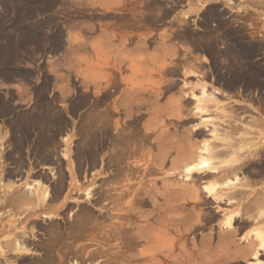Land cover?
Here are the masks:
<instances>
[{
	"label": "rangeland",
	"instance_id": "374dc122",
	"mask_svg": "<svg viewBox=\"0 0 264 264\" xmlns=\"http://www.w3.org/2000/svg\"><path fill=\"white\" fill-rule=\"evenodd\" d=\"M251 3L0 0V244L23 230L40 244L47 237L33 219L39 227L63 225L89 208L92 215L85 216L107 226L87 231L75 243L84 247L88 238L124 223L119 215L131 209L146 216L135 221L140 228L146 218L154 226L150 218L176 216L175 230L163 233L177 240V264H264V0ZM105 85L106 136L98 150L95 99ZM113 102L119 105L118 116ZM126 108L137 127L118 134L113 121L119 129ZM184 155H192L186 156L189 162ZM200 157L207 159V171L194 169ZM154 159L161 163L160 172L144 173ZM189 167L190 174L184 172ZM71 178L74 186H68ZM60 179L64 189L48 205L55 209L52 218L35 214L24 222L30 209L5 204L11 193L31 190L34 180L50 191ZM171 180L197 193L178 198L174 211L168 207L165 215L150 203L154 198L165 208L160 195H166ZM231 181L235 185H228ZM10 182L12 189H3ZM114 190L125 191L123 201L94 204L98 195ZM144 192L151 200L142 206L134 200ZM5 255L0 264H28L41 253L23 261L10 256L13 251ZM68 255H57L54 263L104 264L103 258Z\"/></svg>",
	"mask_w": 264,
	"mask_h": 264
},
{
	"label": "bare ground",
	"instance_id": "6f19581e",
	"mask_svg": "<svg viewBox=\"0 0 264 264\" xmlns=\"http://www.w3.org/2000/svg\"><path fill=\"white\" fill-rule=\"evenodd\" d=\"M249 0H246L247 4L248 5H252L253 3H251V1ZM262 1V0H261ZM156 3V2H155ZM155 3L153 2V5H155ZM257 4V3H256ZM246 5V4H244ZM260 5V2H258V6ZM261 6H264V3H262ZM260 7V6H259ZM264 8V7H262ZM5 33V32H4ZM6 34V33H5ZM229 34V33H228ZM227 35V34H226ZM231 36H229L230 38ZM228 38V39H229ZM233 38V36H232ZM227 39V38H226ZM241 40V38H239ZM232 40V39H231ZM238 40V41H240ZM233 41V40H232ZM239 43V42H237ZM245 44V43H244ZM227 45V44H226ZM236 45V44H235ZM238 46V44H237ZM242 46V45H241ZM231 47V46H230ZM240 47V45H239ZM244 46H242L243 48ZM246 48V47H245ZM248 48V47H247ZM250 48V47H249ZM248 48V49H249ZM238 49V48H237ZM254 49V48H253ZM242 50V49H241ZM240 50V51H241ZM4 51V50H3ZM236 51H239V50H236ZM244 51V50H243ZM252 52V50H250ZM235 52V50H234ZM240 53V52H239ZM246 53V52H245ZM243 54V53H241ZM240 54V55H241ZM250 55V52L248 53ZM234 55H238L236 53L233 54ZM244 55V54H243ZM242 55V56H243ZM246 55V54H245ZM239 56V55H238ZM236 56V57H238ZM235 57V58H236ZM242 60H243V57H241ZM251 58V57H250ZM240 59V58H239ZM241 60V59H240ZM11 61V60H10ZM237 71V70H236ZM6 74V73H5ZM261 77V76H260ZM108 87V86H107ZM104 88H106V85L103 87V88H100V90L97 91V95H96V99H95V117H94V131H95V142L97 143L96 146L99 149H101L102 147V141H103V136H106V122H105V119H107V115L108 113H106V111L102 110V105L105 103V101L107 100V98H105L106 94H104V92L102 91ZM128 102V101H127ZM114 103V102H113ZM112 103V104H113ZM124 105V103H123ZM118 107L119 105H114L112 106V109H113V114L115 116H118L120 115L119 114V111H118ZM3 110V109H2ZM107 110V109H106ZM128 109L126 108L124 111V113H121L122 117H123V124L119 127H117L118 125V121L114 120L113 121V128L115 131L120 132V130L122 131L121 133H125V130L127 128H130L132 127V129H136V122H135V118H133L132 121H129V115H128ZM134 116V115H133ZM132 119V118H131ZM16 124V123H15ZM21 126V125H20ZM19 127V126H18ZM15 128V127H13ZM12 128V129H13ZM22 129V127H21ZM20 129V131H21ZM233 130V129H232ZM19 131V130H18ZM17 132V131H16ZM24 132V130H23ZM145 132V131H144ZM119 134V133H118ZM122 137L125 135L127 136L126 134H121ZM132 135V134H131ZM134 135V134H133ZM142 135V134H141ZM27 136V135H26ZM119 136V135H118ZM129 136V135H128ZM22 137V136H21ZM127 138V137H126ZM144 138L146 140L147 136L144 135ZM129 139V138H128ZM252 139V137H251ZM116 139H114L115 141ZM127 140V139H126ZM125 141V139H124ZM116 142V141H115ZM121 143V141H119ZM118 142V143H119ZM128 142V141H127ZM140 143V142H139ZM234 143V142H233ZM232 143V144H233ZM255 143V142H254ZM102 144V145H101ZM131 145V143H129ZM227 144V143H226ZM235 144V143H234ZM101 145V147H100ZM123 145V144H122ZM124 146H127L124 145ZM100 147V148H99ZM123 147V146H122ZM128 147V146H127ZM126 147V148H127ZM130 147V146H129ZM128 147V148H129ZM249 147V146H248ZM116 148V147H115ZM125 148V147H124ZM123 148V149H124ZM138 148V147H137ZM15 149V147H14ZM18 149V147H17ZM45 149V148H44ZM122 149V150H123ZM124 149L123 152H128V150ZM244 150V149H243ZM18 151V150H17ZM141 151V149H140ZM139 151V152H140ZM203 151H205V149H203ZM122 152V151H121ZM131 152V150L129 151ZM132 152L136 153V150L135 149H132ZM192 152V151H190ZM189 150L186 154L190 153ZM134 153H131L134 155ZM141 153V152H140ZM193 153V152H192ZM120 154V153H119ZM185 154V153H184ZM191 154V153H190ZM4 156H7V155H4ZM122 156H124V154L122 153ZM185 156V155H184ZM182 156V157H184ZM187 156V155H186ZM185 156V158H186ZM189 156V155H188ZM187 156V157H188ZM192 156V155H191ZM189 156V157H191ZM200 156V155H199ZM11 157V156H10ZM94 157V156H93ZM150 157V156H149ZM188 157V159H189ZM194 157V155H193ZM206 157V156H205ZM233 157V156H232ZM127 158V157H126ZM125 158V159H126ZM181 159V158H180ZM187 159V158H186ZM187 159V162H189ZM236 159V158H235ZM123 160L124 158H121L120 160H118V164L119 165L121 162L123 163ZM190 160V159H189ZM152 161V164L148 165V166H153L151 169H149V167H147V170L145 169L144 173H147L149 175L151 174H155V173H158L160 172L159 170L161 169L160 168V165L158 167V164H161V163H158L157 164V160L154 161L153 160H150V162ZM183 161H184V158H183ZM149 162V163H150ZM173 162V161H172ZM207 159L206 158H201L200 157V160L198 161V163L195 165L196 170L200 171V172H203L205 171L208 167L207 166ZM262 162V161H261ZM15 163V162H14ZM113 163V162H112ZM171 163V161H170ZM184 163V162H183ZM174 165V163H171ZM182 164V163H181ZM121 165V164H120ZM176 165V164H175ZM187 165V163H186ZM261 165V164H260ZM170 166V165H169ZM184 166V164H183ZM17 167V166H16ZM194 167V166H193ZM160 168V169H159ZM171 168V167H170ZM259 168V167H258ZM15 169V168H14ZM120 169V167H119ZM186 170L184 172L186 173H191L192 172V168H185ZM193 169V170H194ZM257 169V168H256ZM261 169V168H260ZM21 170V169H20ZM169 170H172L169 169ZM11 171V170H10ZM9 171V175H7V177H11V172ZM15 172V170H12V172ZM116 171V170H115ZM131 171V169H129V172ZM207 171V170H206ZM136 172V171H135ZM140 172V171H139ZM213 172V171H212ZM220 172V171H219ZM17 173V172H16ZM15 173V174H16ZM122 173V172H121ZM125 174V172H123ZM128 173V172H127ZM11 174V175H10ZM119 174V173H117ZM170 174H172L170 172ZM188 176H191L189 175ZM212 174V173H211ZM209 174V176L211 175ZM235 174V173H234ZM121 175V174H120ZM120 175H117V177H119ZM15 176V175H14ZM130 176V174H129ZM129 176H127L126 179L129 178ZM187 176V177H188ZM225 176V175H224ZM236 176V175H235ZM17 177V176H16ZM115 177V176H114ZM208 177V176H206ZM42 178V177H41ZM116 178V177H115ZM209 178V177H208ZM256 178V177H255ZM47 179V178H46ZM125 178H123V180L121 181H124L126 180ZM264 179V177H263ZM45 181V179H43ZM63 179H60L58 180V182L56 183V185L50 189V191H48V189L46 187H43V184H41L38 180H34V185H33V188H31V190L29 189L28 191H26V193H20V192H15L14 193H11V197L12 198H8L6 200L7 203H4L6 204V206H9L11 205L12 203L14 204L15 202H18L17 204H24V206L27 207V209H30V210H27V212L24 214V217H23V221L24 222H27L29 220V218H31L32 216H34L35 214V217L36 216H42L44 219H49V218H52V216H54L55 214H51L53 212V210L55 209H50V207L48 206L49 203H53V201H56V199L58 198V196L61 195L63 189H64V182H62ZM128 181V180H127ZM166 181V180H165ZM169 181V180H168ZM173 180H171V184H168V185H165L167 186L166 189L164 190H167L166 192L164 191V193H166V195H160L162 197V201H163V204L165 206L164 209H162L159 204H156L155 201L153 202L152 200V203L153 204L152 206H154L153 208L156 210V208L158 209H161V211H164L165 215H166V212L167 214L169 215V211H167V208L170 207L172 211L173 210V205L174 203L177 202V199L178 198H186L188 199V197L192 196V193L194 192L195 194L197 192H195V190H193V192L191 191V187L190 189H187V188H183V187H179L177 188L176 185H174L172 183ZM176 181V180H175ZM227 181V180H226ZM8 182V181H7ZM71 182H72V178H71ZM230 182V181H229ZM55 183V182H54ZM126 183V182H125ZM163 183V182H162ZM232 184H227L228 185H235L234 184V181H231ZM7 184V185H6ZM4 184L2 187H4L3 189H5V187L7 189H12L13 187V184L10 182V183H6ZM199 184V183H198ZM215 184V183H214ZM26 185V184H25ZM179 185V184H178ZM190 185V184H189ZM188 185V187H189ZM217 185V184H216ZM68 186H74L73 182L71 183V185L69 184ZM127 186V185H126ZM131 186V185H130ZM162 186V185H161ZM164 186V184H163ZM164 186V187H165ZM207 186V184H206ZM25 187V186H24ZM26 187H28L26 185ZM30 187V186H29ZM123 187V186H122ZM125 187V186H124ZM214 187V186H213ZM195 188V187H194ZM130 189V188H128ZM127 189V190H128ZM148 188H146L147 190ZM149 189H153L152 187ZM148 189V191H149ZM0 190H1V186H0ZM113 191V190H112ZM116 191V190H114ZM154 191V189H153ZM197 191V190H196ZM5 192V191H4ZM28 192V193H27ZM155 192V191H154ZM207 193H211L209 191H206ZM245 192V191H244ZM3 193V191H2ZM9 193V192H8ZM146 193V192H144ZM142 193V194H144ZM7 194V193H6ZM125 191L123 190H119V191H116V192H104V193H101V195H98L99 197L94 200V204H100L101 202L107 200L108 199L113 202V204H118L120 200L123 199V197L125 196ZM155 194H157L156 192L154 193V196ZM145 195V194H144ZM143 196V198H140V199H135L134 201L137 202V203H141L142 206L146 205L147 203H149V201L151 200V196L149 194L146 193L145 197ZM137 196V194H136ZM158 196V197H160ZM209 196V195H208ZM207 196V197H208ZM90 198V195L88 196L87 195V198ZM139 197V196H138ZM150 197V198H149ZM153 197V196H152ZM194 197V196H192ZM191 197V199H192ZM214 197V196H213ZM88 198V199H89ZM212 198V197H211ZM215 198V197H214ZM260 198V197H259ZM257 198V199H259ZM262 198V197H261ZM185 199V200H186ZM194 199V198H193ZM216 200V199H215ZM218 200V199H217ZM220 200V199H219ZM243 200V199H242ZM256 200V199H255ZM254 200V204H257L258 203V200L255 201ZM105 201V202H107ZM123 201V200H122ZM121 201V202H122ZM109 202V201H108ZM196 202H198L196 200ZM205 202V201H204ZM130 203V202H129ZM215 203V202H214ZM9 204V205H8ZM93 204V205H94ZM122 204V203H121ZM248 204V203H247ZM15 205V204H14ZM148 205V204H147ZM12 206V205H11ZM21 206V205H20ZM14 207V206H13ZM30 207V208H29ZM124 208V207H123ZM176 208V206H175ZM16 209V208H15ZM89 209V208H88ZM88 209H85L83 208L82 210L84 212H82V210L80 209V211L78 213H75L74 214V218H72L73 220L72 221H67L65 222L63 225H49V226H42V227H39L40 224H38L36 222L35 219H33V221H31V223L35 224L36 228L38 230H41L44 232V236L47 237L46 240H44L42 243L38 244L37 241L36 243L33 241V236H30L28 235L29 232L25 233L23 231H21V233L19 234H15V238L13 237V239H11L10 241H6V245H1L0 244V256H4V257H8L6 256L5 254L7 252H11L13 251V255H10L12 257H20L23 261V259H26L27 257L31 256V253H34V252H40L41 253V256H40V259H36V260H30L28 264H53L55 261V258L56 256L58 255H62L65 257L66 259V255L69 254L71 255V258H74L75 256L79 255L80 257L84 256L86 257L85 259H87V257L91 260V259H98V258H103L104 259V264H135V263H141V264H177V259H176V256L174 255V250L176 249V244H177V240H175L173 237H169L167 236V233H163V232H166V228H172L174 229V226L177 227L176 225V221H175V218L176 216L174 215H171V214H174L172 211L170 212V215H171V218L172 220H170V216L168 218V216L166 218H168V220L165 218V220L163 219L162 221V217L159 216V218H161L158 222H157V218H150L151 220L154 219L153 221H155V225L153 226L152 223L150 225V223L148 224V221L146 219H144V221L147 223L144 228H140L139 224L136 225L135 221L139 220V219H143L145 218L146 216L143 217L144 214H137V213H134L136 211H133L130 209L127 210L126 208V212L122 211L124 214H121L119 216H121V218L125 219V222L120 224L119 222H116L119 223L116 224L113 222V224H115L113 227H108L107 228V233L109 234V228L111 229V233L110 235H105L106 233H104L103 236H99L98 238H95L94 237H91V238H88L87 239V242L88 244L86 246H77L75 245L76 242L82 240L83 238H86L84 237V234L87 232V231H91L92 232L94 231V228L97 229L98 231L104 229V227H106L107 225H105L104 227L102 226V224H98V223H95L93 220V218H89L88 216L92 215L91 212H89ZM169 209V208H168ZM24 211V210H23ZM118 211V210H117ZM121 211V210H120ZM133 211V212H132ZM176 211V209H175ZM55 212V211H54ZM119 212V211H118ZM132 212V213H131ZM163 214V216H164ZM85 215H88V216H85ZM117 215V216H118ZM157 216V215H156ZM173 216L175 217L173 219ZM73 217V216H72ZM113 218V216H111ZM116 217V216H115ZM178 217V216H177ZM34 218V217H33ZM87 220H85V219ZM89 218V219H88ZM149 219V218H148ZM233 219V216H230L228 217L227 219H225V225H229V222L230 220ZM167 220V221H166ZM178 220V219H177ZM152 221V222H153ZM165 221V222H164ZM176 223H175V222ZM224 221V220H223ZM164 222V223H162ZM167 222H170L168 223V227H166V225H164L165 223ZM109 223V222H108ZM175 223V224H174ZM179 223V222H178ZM177 223V224H178ZM247 223V222H246ZM263 223V222H262ZM111 224V226L113 225ZM39 225V226H38ZM164 225V226H163ZM264 225V224H263ZM138 226V227H137ZM148 226V227H147ZM246 227V226H245ZM30 228V227H28ZM27 228V230H28ZM34 228V227H33ZM238 228V227H237ZM229 229V228H227ZM17 230V229H16ZM30 230H33L32 228H30ZM171 230V229H170ZM175 230V229H174ZM173 232V230H172ZM235 233V232H234ZM91 234V233H90ZM89 234V235H90ZM236 234V233H235ZM234 234V235H235ZM88 235V234H87ZM86 235V236H87ZM169 235V233H168ZM14 236V235H13ZM182 236V235H181ZM221 236V235H220ZM222 237V236H221ZM259 237V236H257ZM183 238V237H182ZM227 238V237H226ZM225 238V239H226ZM179 239V238H178ZM219 239V238H217ZM228 239V238H227ZM251 240V239H250ZM227 241V240H226ZM260 241V240H259ZM258 241V243H259ZM253 242V241H252ZM184 243V242H183ZM233 243V242H232ZM247 243V242H246ZM262 243V241L260 242ZM222 245V244H220ZM219 245V247H220ZM218 246V245H217ZM228 246V245H227ZM91 247H94L93 249H91L90 251H88L89 248ZM181 247V245H180ZM184 247V246H183ZM223 247V246H222ZM256 247V246H255ZM245 248V247H244ZM180 249V248H179ZM208 249V248H207ZM253 249V247H252ZM8 250V251H6ZM185 250V249H184ZM183 250V251H184ZM201 250V249H200ZM226 250V249H225ZM182 251V252H183ZM248 252V251H247ZM229 253V252H228ZM235 253V251H234ZM242 253V252H241ZM183 254V253H182ZM186 254V253H185ZM187 254H190L189 252ZM225 254V253H224ZM243 254V253H242ZM250 254V252H249ZM68 255V256H69ZM227 255V254H226ZM60 256V257H62ZM78 256V258H79ZM183 256V255H182ZM11 257V258H12ZM63 257V258H64ZM39 258V257H38ZM77 258V257H75ZM57 259V258H56ZM58 259H60L58 257ZM62 259V258H61ZM60 259V260H61ZM185 259V258H184ZM15 260V259H14ZM180 259H178L179 261ZM182 260V259H181ZM62 261V260H61ZM77 261V260H76ZM95 261V260H94ZM191 261V260H190ZM1 262V261H0ZM6 262V261H4ZM87 262V261H86ZM181 262V261H180ZM2 263V262H1ZM11 263V262H10ZM14 263V262H13ZM12 263V264H13ZM22 263V262H21ZM258 263V262H257ZM55 264V263H54ZM72 264H77L76 262H74L72 260ZM180 264V263H179ZM184 264H188L187 261L184 262ZM190 264V262H189Z\"/></svg>",
	"mask_w": 264,
	"mask_h": 264
}]
</instances>
